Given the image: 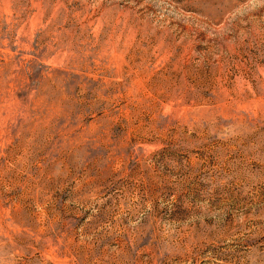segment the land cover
I'll return each instance as SVG.
<instances>
[{
	"label": "rangeland",
	"instance_id": "rangeland-1",
	"mask_svg": "<svg viewBox=\"0 0 264 264\" xmlns=\"http://www.w3.org/2000/svg\"><path fill=\"white\" fill-rule=\"evenodd\" d=\"M0 264H264V0H0Z\"/></svg>",
	"mask_w": 264,
	"mask_h": 264
}]
</instances>
